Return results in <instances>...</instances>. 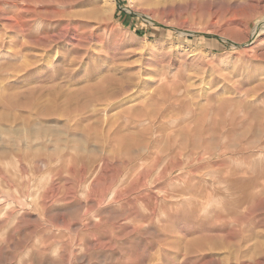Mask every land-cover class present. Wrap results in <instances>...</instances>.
<instances>
[{
	"label": "rangeland",
	"instance_id": "1",
	"mask_svg": "<svg viewBox=\"0 0 264 264\" xmlns=\"http://www.w3.org/2000/svg\"><path fill=\"white\" fill-rule=\"evenodd\" d=\"M0 264H264V0H0Z\"/></svg>",
	"mask_w": 264,
	"mask_h": 264
},
{
	"label": "water",
	"instance_id": "2",
	"mask_svg": "<svg viewBox=\"0 0 264 264\" xmlns=\"http://www.w3.org/2000/svg\"><path fill=\"white\" fill-rule=\"evenodd\" d=\"M145 17V16H144ZM146 18V17H145ZM147 19V18H146ZM148 20V19H147ZM150 20V19H149ZM151 21V20H150Z\"/></svg>",
	"mask_w": 264,
	"mask_h": 264
}]
</instances>
